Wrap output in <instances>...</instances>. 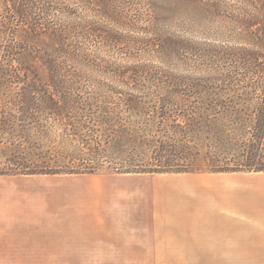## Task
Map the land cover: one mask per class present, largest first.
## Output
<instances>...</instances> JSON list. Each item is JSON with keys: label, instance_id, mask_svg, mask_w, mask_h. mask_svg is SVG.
<instances>
[{"label": "trees", "instance_id": "trees-1", "mask_svg": "<svg viewBox=\"0 0 264 264\" xmlns=\"http://www.w3.org/2000/svg\"><path fill=\"white\" fill-rule=\"evenodd\" d=\"M92 3L99 6L98 12L101 15L108 14L114 19L118 18L109 14L110 10L116 8L108 0H0V60L4 63L17 53V49L21 48L23 51L22 58L18 59L19 69L23 72V88L15 101L19 104L23 117H14L18 121H23V160H17L19 157L5 156L7 161L15 167L0 170V175L79 174L96 173L103 168L109 169V167H103L101 163L104 157L102 144L109 143L113 148L116 147L119 155H130L129 150L123 147L130 145L132 149L133 145L140 140V134L131 122L133 119L128 124L126 117L113 114L109 105L114 103L125 105L124 108L129 113L138 112L145 115L153 110L160 119L172 118L176 121L181 118L186 127L182 129L178 126L173 130L178 137L183 138L182 150L180 145L177 148L175 146L179 138L172 136L173 144L159 146V153L156 155L159 158L158 164L146 167L128 164L112 167L110 171L108 170L109 172L264 171V149L262 148L264 67L261 70L260 66H254L255 69L251 72L243 73L244 75L241 74L239 77L235 75L208 76L193 80L180 79L181 77L177 75L169 78L167 75L163 80L156 71L150 70L146 65L124 67L112 63L109 65L94 62L87 58L85 39L99 34L105 41L109 40L116 44L122 40H128L129 37L126 38L113 31H107L101 35L99 27L93 26L80 11V4L87 9ZM254 22L261 24L257 18L244 20L245 25ZM241 23H243L242 20ZM260 43L264 46V33L261 35ZM150 44L159 45L165 50L171 47L183 51L197 49L196 47L188 48L185 41L163 38L157 33ZM251 54L254 55L255 52ZM15 70L16 68H13L11 64H0V76L5 77L7 72ZM91 70L112 71L116 79L124 85L126 83L128 86V80L125 77L129 78L133 84L127 90L110 85L107 88L108 92H104L102 97L93 94L85 95L77 79ZM145 77L148 82H151L149 86L141 83L140 78ZM154 80L161 82V86L151 91ZM164 83L166 84L163 85ZM181 87L186 89H180ZM227 88H237L241 92L250 88L258 89L260 92L256 102L253 99L247 102L254 104L253 120L250 124L252 131L249 141L251 143L241 144L239 141H230L227 138L224 140L223 137L228 136L224 126L218 132H212L213 141H217L218 146L202 157L207 160L204 165L195 164L188 168L173 169L177 159L191 161L192 156H196V153L191 152L192 150L189 151L191 148L189 138L201 135L200 132L206 131L205 128L211 130L210 125H214L207 107L213 106L214 109L219 107L217 111L221 109L228 112L233 110L232 105H237L236 99L240 94L236 97L220 96L221 92ZM139 91L142 92L139 93ZM115 93L123 95L115 99L112 95ZM152 103L155 105L150 108ZM98 108L101 115L92 116ZM238 108L237 106L234 110L238 114L234 118L241 120L243 109ZM92 120L101 124L99 139H96L95 135L90 137L94 123L89 124V122ZM13 121L7 115L0 114L1 132L11 126ZM48 122H59L64 128L66 137L60 141L62 142L60 153H58L57 143L53 144L54 140L50 138ZM216 127H219L218 124ZM34 134L49 138L45 149L40 140L31 137ZM211 137L208 138L211 140Z\"/></svg>", "mask_w": 264, "mask_h": 264}, {"label": "crops", "instance_id": "crops-1", "mask_svg": "<svg viewBox=\"0 0 264 264\" xmlns=\"http://www.w3.org/2000/svg\"><path fill=\"white\" fill-rule=\"evenodd\" d=\"M251 177L1 174L0 264H219L253 225L264 264V174L258 199L236 182Z\"/></svg>", "mask_w": 264, "mask_h": 264}, {"label": "rangeland", "instance_id": "rangeland-1", "mask_svg": "<svg viewBox=\"0 0 264 264\" xmlns=\"http://www.w3.org/2000/svg\"><path fill=\"white\" fill-rule=\"evenodd\" d=\"M108 2L116 8L110 10L109 14L118 17L117 19L108 14L101 15L98 12L99 6L96 3H92L91 7L87 9H84L83 5L80 4L81 14H85L87 20L91 21L93 26L99 27L101 35H104L107 31H113L126 38L129 37V39L116 44L109 40L105 41L99 34L85 39L84 44L88 50L87 58L89 60L124 67L146 65L150 70L156 71L163 80L166 79L165 76L167 75L169 78L177 75V77H181L180 79L189 78L193 80L208 76L235 75L239 77L243 73L251 72L252 69H255L254 66H260L261 70L264 67V46L260 43L261 35L264 33V0H108ZM253 18L260 20L261 24L256 22L249 25L244 24V20H252ZM241 20L243 23H241ZM155 33L163 38L185 41L188 48L194 49L196 47V52L187 49L186 51L178 50L174 47L165 50L161 49L159 45H151L150 42L155 37ZM16 52L11 59L4 63L0 60V64H11L13 68H16L14 72H7L5 77L0 76V114H5L14 120L11 126L3 132L0 130V170L15 167L7 161L5 158L7 155L19 157L17 160H23V121L15 119L18 116L23 117L19 104L15 102L23 88V72L19 69L20 65L18 64V59L22 58L23 51L20 48ZM251 52H255V54L252 55ZM125 79L128 80V86L126 83L124 85L121 81H118L112 71L91 70L77 81L85 95L93 94L102 97L104 92H108L107 88L110 85L123 90L129 89L133 82L127 77ZM140 79L145 86L151 84L146 77ZM158 86H161V82L154 80L151 91L156 90ZM184 88L181 87L180 89ZM97 91L99 92L96 93ZM141 92L139 91V93ZM237 94H240L236 99L237 105H232L233 110L231 111L226 112L225 110L221 111V109L217 111L219 107L215 109L213 106L207 107L214 125H210L211 130L210 128H205L206 131L201 129V135L189 138L191 140L189 151L192 150L191 152L196 153V156H192L191 161L177 159L173 169L188 168L195 164L204 165L207 160L202 157L211 153L218 146L217 141H213L212 132H218L224 126L228 134V136L223 137L224 140L227 138L230 141H239L241 144H244V142L251 143L249 141L252 131L250 124L253 120L254 109L252 108L254 104L251 105L247 102L252 99L256 102L260 92L258 89L251 90L250 88H246L242 92L237 88H227L221 92L220 96L236 97ZM112 95L116 99L123 94L115 93ZM153 105L155 103L150 104L149 107L151 108ZM237 106L238 109H243L241 120L234 118V116H238L234 112ZM109 107L112 109L113 114L126 117L128 124L133 119L131 122L140 134V140L139 143L133 145L132 149L130 145L123 147L129 150L130 155H119L120 153L118 154L116 147L113 148L109 143L102 144L104 157H102L101 163L103 167H109L111 170L112 167H122L128 164H138L144 167L158 164L159 158L156 155L159 153V146L173 144L172 136L176 139L179 138L175 146L177 148L180 145L182 150L183 141L181 140L183 138L178 137L173 132L175 127L181 126L182 129L186 127L181 118L176 121L172 118L160 119L153 110L145 115L138 112L136 114L129 113L124 108L125 105H120V103L111 104ZM98 111L99 108L95 109L93 115H91L94 117L101 115ZM95 121L89 122V124L94 123L91 127L93 131L90 132V137L95 135V138L99 139L101 124ZM122 122H125V120H122ZM216 124L219 127H216ZM118 125L114 126L117 127ZM47 128L50 130V138L54 140L53 144L57 143L58 153H60L62 147L60 141L63 137H66L63 126L59 122H48ZM101 136L104 138L103 134ZM209 136H212V141L208 138ZM31 137L40 140L44 149L49 142V138L45 136L40 137L39 135L38 137L34 134ZM73 143L75 142L73 141ZM262 148L264 149V142ZM109 169L103 168L96 173H112L109 172ZM229 172L243 174V178L252 176L250 179L237 178L236 182L239 186L249 183L255 189L250 197L258 199L257 189L264 171ZM244 197L249 196L244 195ZM237 198H239L238 194ZM249 235L251 237L250 243H237L236 250L245 251V253L237 252L236 255L223 256L219 264H260L259 231L254 229V225L253 229L249 231Z\"/></svg>", "mask_w": 264, "mask_h": 264}]
</instances>
